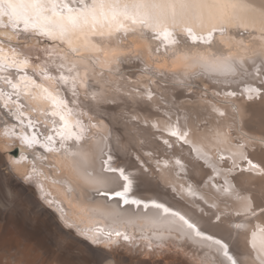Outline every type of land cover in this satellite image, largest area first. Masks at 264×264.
Wrapping results in <instances>:
<instances>
[{"label":"bare ground","instance_id":"1","mask_svg":"<svg viewBox=\"0 0 264 264\" xmlns=\"http://www.w3.org/2000/svg\"><path fill=\"white\" fill-rule=\"evenodd\" d=\"M65 2L80 6V0ZM246 2L264 7V0ZM216 27L225 30L213 33L212 43L193 41L177 28L178 43L166 45L139 27L104 37L70 34L63 41L37 30L21 32L19 39L26 43L11 42L57 80L75 65V97L71 80L52 87L41 75L34 78L68 101L69 127L75 130L79 120L85 131L79 142L69 140L60 148L56 131L63 122L51 115V100L37 104L22 94L19 103L25 106L17 111L16 104L5 108L0 99V148L17 147L16 158L0 152V264H231L217 240L228 245L238 264H262L252 248V234L258 233V242V230L264 229V174L236 171L246 165L250 170L245 159L239 162L244 156L264 167V145L254 149L248 142L256 138L238 129L264 135V121L251 109L254 102L264 103V96L249 99L245 92L264 81V75L253 79L257 67L264 70V18L247 13ZM41 40L46 44L40 45ZM69 40L78 54L72 53ZM134 58L139 59L134 64L138 71L126 72L130 65L124 62ZM241 59L247 61L243 73L211 67ZM23 72L33 76L31 67ZM196 78L211 92L201 87L192 93L205 99L187 93ZM81 80L87 88L80 86ZM0 89L12 91L2 80ZM25 133H36L41 143H23ZM50 135L58 152L43 146ZM109 156V166L123 169L131 182L127 204L113 193L123 191L128 181L105 182L112 176L103 165ZM249 203L255 215L245 211ZM171 213L184 216L204 235L197 237ZM107 231L134 235L140 245H117L118 238L103 235ZM85 236H95L97 242Z\"/></svg>","mask_w":264,"mask_h":264},{"label":"snow or ice","instance_id":"2","mask_svg":"<svg viewBox=\"0 0 264 264\" xmlns=\"http://www.w3.org/2000/svg\"><path fill=\"white\" fill-rule=\"evenodd\" d=\"M247 13H255L264 18V7L258 8L247 3L246 0H92L90 4L86 3L85 0H80L78 8L70 7L65 0H0V80L3 81L5 86L12 89L11 93L8 94L0 89V99L3 100L5 108L9 106L10 102L16 104L17 111L25 106L19 103L22 94L30 97L37 104L45 100H51L55 106L51 115L59 116L60 121L63 122L60 128L57 129L56 136L59 137L60 148H65L66 141L79 142L85 129L81 126L79 120L75 122V130L69 127L72 109L68 107V101L49 91L43 84L37 83L34 77L37 74L41 75L52 87H55L59 82L67 84L71 80L74 89L73 96L75 97L77 77L71 75L75 65L68 69L69 75L65 76L61 72L59 80H57L56 77L48 74L44 67L39 64H32L29 56L22 53L17 47L12 46V41L20 42L21 32L27 33L39 30L43 35L53 40L60 39L63 41L70 34L80 33L81 35L104 37L106 35L111 36L114 32L119 31L127 33L139 27L152 33V39L161 40L162 43L171 45L178 43L174 32L179 28L193 41L211 43L213 33L217 31L223 33L225 30L223 27L217 28V23L231 22L236 18L244 19ZM68 44L72 53L78 54L77 49L72 47L71 40L68 41ZM24 47H27V45H24ZM156 51H159V49H156ZM245 63L247 61L241 59L211 67L213 70L220 68L233 74L239 69L243 73L246 71L244 68ZM252 64H255L254 59ZM261 65H264V60H261ZM30 67L33 69V76L23 72V70ZM60 67L62 69L63 65ZM262 75H264V70L257 67L253 79L260 78ZM80 86L87 88V81L81 80ZM245 92L248 94L249 99L254 96H264V81L261 82V87H248ZM228 95L234 96L235 93H229ZM13 96L16 97V100L12 99ZM23 114V112L20 113L21 116ZM28 126L34 127L32 120L28 121ZM21 131L24 130L21 129ZM172 134L176 135L175 132ZM184 135H187V133ZM22 142L30 147L41 143L36 133L31 136L25 133ZM258 143L264 145V137H261ZM55 144L56 139L54 136L50 135L44 138L43 146L48 151L58 152L60 149L56 148ZM243 158L247 160L251 171L264 174V168H261L258 164H253L247 156ZM21 159H24V157H21ZM111 159L109 156L107 160L103 161L104 170L112 173V176L108 177L105 182L118 184L121 179L128 181L123 169H115L109 166ZM117 173L118 175H116ZM130 184L131 182L128 181L124 185L123 191L113 193V195L123 198L125 204L129 203L127 193ZM103 194L105 196L109 195L108 192ZM131 202L134 204L141 203L138 200H132ZM156 207L158 209L163 208L165 213L171 212L163 205H156ZM245 211L252 212L255 215L251 203L247 205ZM260 211L264 215V209ZM171 214L178 217L180 221L187 225L188 229L194 230L197 237L204 235L195 224L184 216L179 213ZM258 231L261 233L258 242V233L254 232L252 234V248L256 250L257 258L261 259L262 264H264V229ZM103 235L109 239L115 236L122 237L124 241L130 240L128 235L120 231H107L103 232ZM89 238L94 243L97 242L95 236ZM206 238L208 240L213 239L211 236ZM215 243L223 247L224 255L231 260V264H238V261L229 255L227 244L219 240ZM149 247H151V244H149Z\"/></svg>","mask_w":264,"mask_h":264},{"label":"rangeland","instance_id":"3","mask_svg":"<svg viewBox=\"0 0 264 264\" xmlns=\"http://www.w3.org/2000/svg\"><path fill=\"white\" fill-rule=\"evenodd\" d=\"M21 42H24V43H26V38H21V39H19ZM249 39L247 38V41H248ZM212 42H213V40H212ZM211 42V43H212ZM46 44V42L45 41H43V40H41L40 41V45H45ZM34 58L35 59H39L40 58V56L38 55V56H34ZM135 62L137 63V62H139V59L138 58H134V60H132V61H129V62H124V65H128V63H129V65H130V67H124L125 68V71L126 72H129V73H132V72H137L138 71V67H135L134 66V64H135ZM127 68V69H126ZM260 68V67H259ZM202 73V72H201ZM101 75V74H100ZM127 79H128V76L126 77ZM200 80V82H198ZM164 84V83H163ZM164 85H166V83L164 84ZM195 85H197V86H195ZM195 86V87H194ZM203 88V89H205L206 91H209L210 89H208V85H207V83H205L204 84V82L203 81H201V79H199V78H196V83H193L192 84V88L190 89V90H192V91H190L189 90V92H187V93H191V94H193V98H203L202 97V95H196V93H192V92H195L196 90H198L199 91V89L200 88ZM195 90V91H194ZM210 92H211V90H210ZM187 98V100H191L192 98H190V97H186ZM203 99H205V98H203ZM258 101H260L259 99H258ZM163 103H165L164 101H163ZM110 105H111V103L110 104H108V106H106V107H110ZM232 109L234 110V111H236V114H237V116H238V111H239V109L237 108V105H233L232 106ZM251 109L254 111V113L258 116V118L260 119V120H262V121H264V103H259V102H257V103H253L252 104V106H251ZM255 121V120H254ZM239 126V125H238ZM245 127L244 126H241V127H239L238 129H239V131L240 130H242L243 132L245 131V133L247 134V135H249L250 137H252V138H258V139H260L262 136L264 137V135L263 134H256L255 132H251V131H248L246 128V130L244 129ZM232 131H234V134H232L233 136H235L236 134V136L235 137H233V138H236V140L238 141V143H239V140L237 139V137L238 136H240L237 132H236V128H232L231 130H230V132H232ZM233 133V132H232ZM255 133V134H254ZM256 135H258V136H256ZM159 138H161V137H159L158 136V139ZM256 139H251V140H249V142H248V144L250 145V146H252L254 149H257V147H258V149H261V147H263V145H261L260 143H258V139L256 140ZM236 140H235V142H236ZM256 140V141H255ZM237 143V142H236ZM259 144V145H258ZM16 148L17 147H13V148H11V149H9L8 151L6 150H3V149H1L0 148V152L3 154V155H5V156H7L8 154H10L12 157H17V155L15 154V150H16ZM115 150H116V148H115ZM117 151V150H116ZM121 151L120 150H118V153H120ZM123 153V150H122V152H121V154ZM120 154V155H121ZM117 158V157H116ZM248 158H250V157H248ZM262 158V161H264V154H263V156L261 157ZM244 158H242L241 159V161H239L240 163H241V165H242V160H243ZM6 160L7 161H9V158L8 157H6ZM249 160V159H248ZM113 161H116V159H113ZM245 161V160H244ZM251 161L253 162V164H260L259 162L260 161H258L257 160V162L258 163H256V161H253L252 159H251ZM231 162H229V164H230ZM244 164H247V160L245 161V162H243V165ZM263 163H261L260 164V167L261 168H264L263 167V165H262ZM238 167V170L236 171L237 173L239 172V171H244L245 170V172H247V171H251V170H247V165L246 166H237ZM242 167H244V168H242ZM116 169V168H115ZM229 169V168H228ZM230 170V169H229ZM210 171V170H209ZM21 172H18V174H19V176L20 177H22V179L24 178V180H26V181H28V180H30V177H26L25 175H26V173L25 172H22V174H20ZM231 174H233V173H231ZM257 174H259V175H262L260 172H258ZM158 175V173L156 172L155 174H154V176H157ZM214 176V175H213ZM34 176H32V178H33ZM206 180H209V178L208 179H206ZM238 195H241V194H238ZM178 198H180V195L178 194V195H176ZM44 200H46L45 199V197H44ZM47 202L49 203V206L51 207V208H53L54 206H55V204L54 203H52L50 200H47ZM68 206H70V205H68ZM55 208V207H54ZM70 208H72V207H70ZM69 222V221H68ZM73 225V224H72ZM82 234V233H81ZM129 237H130V240L129 241H124L123 240V238L122 237H115L114 236V238H118L119 240L118 241H116V243L115 244H117V245H122L123 243H126V244H128V245H133L134 243V247L135 248H137V247H139V240H138V238H136L134 235H128ZM86 238H87V236H85ZM89 237H91V236H88V238ZM87 238V239H88ZM92 241V240H91ZM135 241V242H134ZM110 242H112V241H110ZM104 245L106 244L105 242L103 243ZM148 249L150 248L151 250H152V246L151 247H147ZM164 249H167V248H164Z\"/></svg>","mask_w":264,"mask_h":264}]
</instances>
